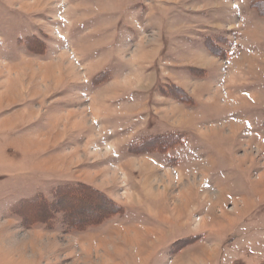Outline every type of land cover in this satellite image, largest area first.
I'll return each instance as SVG.
<instances>
[{"label":"rangeland","instance_id":"1","mask_svg":"<svg viewBox=\"0 0 264 264\" xmlns=\"http://www.w3.org/2000/svg\"><path fill=\"white\" fill-rule=\"evenodd\" d=\"M263 177L264 0H0V264H264Z\"/></svg>","mask_w":264,"mask_h":264},{"label":"bare ground","instance_id":"2","mask_svg":"<svg viewBox=\"0 0 264 264\" xmlns=\"http://www.w3.org/2000/svg\"><path fill=\"white\" fill-rule=\"evenodd\" d=\"M226 97H228V98H232V99H236L235 97H232L231 95L229 96V94H227V96ZM264 178V177H263ZM260 179L262 180V178L260 177ZM260 181V180H259ZM245 203V202H244ZM127 237V235H125L124 236V238H126ZM125 240H127V238L125 239Z\"/></svg>","mask_w":264,"mask_h":264}]
</instances>
